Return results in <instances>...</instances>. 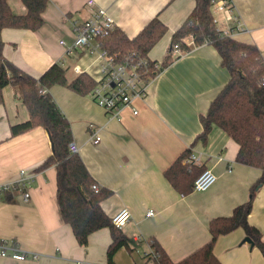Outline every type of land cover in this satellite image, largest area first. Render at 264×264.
Instances as JSON below:
<instances>
[{"label": "crops", "instance_id": "obj_1", "mask_svg": "<svg viewBox=\"0 0 264 264\" xmlns=\"http://www.w3.org/2000/svg\"><path fill=\"white\" fill-rule=\"evenodd\" d=\"M49 0L43 12L44 24L37 30L6 27L2 30L3 55L23 70L40 77L52 64L60 62L72 81L91 71L97 55L69 54L67 45L75 39L71 18L84 20L98 7L105 8L117 27L129 37L136 36L153 18L167 26L165 35L148 53L164 63L169 55L173 33L195 6V0ZM12 10L22 14V0H9ZM230 15L212 7L221 29H235L233 38L255 43L264 57V0H231ZM69 18V19H68ZM65 40L67 45L60 43ZM88 70V71H87ZM82 72V73H83ZM100 73V71H99ZM230 78L218 50L209 43L193 45L164 66L150 83L145 98L124 108L120 118L100 106L90 94L56 84L50 92L71 123L73 141L96 183L111 190L102 207L112 218L127 207L131 219L122 227L128 246L121 247L108 260L112 242L109 227L89 236L81 245L70 224L61 215L57 198V169L37 168L52 153L48 131L36 127L13 136L12 124L28 119L29 111L12 86L3 90L0 104V185L16 180L21 170L32 174L29 184L0 190V236L16 240L23 250L39 253L38 259L15 260L0 255V264H157L147 256L153 241L179 261L207 243L209 222L232 214L248 201L253 183L261 176L258 167L236 160L239 144L221 127L213 125L206 142L197 139L203 127L201 114ZM98 79H96L97 81ZM90 92V91H89ZM98 132L101 140L91 141ZM187 148L200 160L198 165L212 169L215 184L206 191L184 194L165 176ZM29 191L25 201L23 194ZM149 210L154 215L147 216ZM248 221L259 228L264 240V184L253 200ZM243 227L220 235L214 252L222 264H264L262 251L246 241Z\"/></svg>", "mask_w": 264, "mask_h": 264}, {"label": "trees", "instance_id": "obj_2", "mask_svg": "<svg viewBox=\"0 0 264 264\" xmlns=\"http://www.w3.org/2000/svg\"><path fill=\"white\" fill-rule=\"evenodd\" d=\"M49 0H22L26 12L19 14L12 10L9 0H0V104L4 102L3 90L12 86L15 94L22 99L29 111L27 120L12 124L13 136L36 127L48 131L52 153L37 170L54 165L57 169V198L64 221L71 225L81 245H87L89 236L109 227L112 242L108 249V260L114 263L116 252L128 241L122 228L116 227L112 218L102 207V201L109 197L111 190L100 188L79 152H71L73 141L71 123L62 112L50 88L56 84H67L73 90L88 94L96 85L89 73H80L68 81L65 68L60 62L52 64L40 77L23 70L3 55L2 30L6 27L37 30L44 24L43 12ZM231 2V0H230ZM213 0H195V6L182 25L173 33L170 51L183 37L192 35L196 45L212 44L220 53L222 64L230 71V78L211 102L206 113L201 114L202 131L196 137L206 142L213 127L224 129L238 144L236 160L258 167L261 176L253 183L248 201L236 206L232 214L218 216L209 222L210 240L185 258L174 261L157 241H153L157 264H222L214 252L217 238L238 227H243L264 254L262 232L248 221L256 193L264 184V57L255 43L240 41L217 30L212 11ZM167 32L166 24L158 17L153 18L134 37H129L116 27L102 38L106 48L116 54L137 51L145 56ZM169 55L164 66L174 59ZM192 149L183 151L175 162L165 170V176L182 193L193 190L195 179L205 170L204 166L188 162Z\"/></svg>", "mask_w": 264, "mask_h": 264}, {"label": "built area", "instance_id": "obj_3", "mask_svg": "<svg viewBox=\"0 0 264 264\" xmlns=\"http://www.w3.org/2000/svg\"><path fill=\"white\" fill-rule=\"evenodd\" d=\"M88 5L94 7L95 0H88ZM230 0H213V7L220 12H225L231 19L237 20L236 16L230 15L232 8ZM69 19V18H68ZM75 39L71 44H66L65 40L60 43L67 45L69 54L75 52L94 53L97 55L99 62L100 78L96 85L90 90V96L102 107H104L112 117L120 118L121 111L124 108H132L134 113L138 111L133 108L135 99L145 98L150 83L157 77L163 69L164 64L155 60L149 55H141L137 51H129L123 54L110 52L102 42V38L109 36L117 27L113 16L102 7H98L90 15V17L80 21L70 19ZM214 23L217 30L223 35L233 36L235 29H221L217 26L218 20L214 17ZM238 28H242V23L237 20ZM195 45L192 35L182 38L180 42L175 43L170 51L172 57L187 52ZM77 73H82L83 70L75 67ZM91 141L98 143L101 140V135L95 132L90 137ZM71 152H79V146L72 141L69 145ZM200 158L191 154L187 159L188 162L198 164ZM32 174H28L26 170H21L20 177L16 180L0 185V190H10L18 186H26L30 183ZM217 181V175L212 169L206 168L194 181V191H206L211 188ZM96 191H99L101 186L98 183L93 185ZM25 201L30 198L29 191L23 194ZM154 210H149L147 216L154 215ZM130 210L125 207L112 217L113 224L122 228L131 219ZM0 255L10 257L15 260L38 259L41 255L36 252L23 250L16 240H7L0 236ZM152 259L158 258V254L154 249L147 254Z\"/></svg>", "mask_w": 264, "mask_h": 264}, {"label": "rangeland", "instance_id": "obj_4", "mask_svg": "<svg viewBox=\"0 0 264 264\" xmlns=\"http://www.w3.org/2000/svg\"><path fill=\"white\" fill-rule=\"evenodd\" d=\"M87 71H88V70H87ZM92 71H93V76H94L96 79H99V78H100V73H99V65H98V63H95V64H94ZM88 72L90 73L91 71H88ZM91 73H92V72H91ZM23 187H24V186H23Z\"/></svg>", "mask_w": 264, "mask_h": 264}, {"label": "water", "instance_id": "obj_5", "mask_svg": "<svg viewBox=\"0 0 264 264\" xmlns=\"http://www.w3.org/2000/svg\"><path fill=\"white\" fill-rule=\"evenodd\" d=\"M246 241H248L249 243H253V241H252V239L250 238V237H246V239H245Z\"/></svg>", "mask_w": 264, "mask_h": 264}]
</instances>
